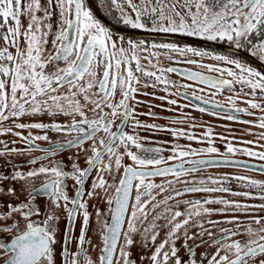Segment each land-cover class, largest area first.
Instances as JSON below:
<instances>
[{
    "label": "snow or ice",
    "instance_id": "6c2138e0",
    "mask_svg": "<svg viewBox=\"0 0 264 264\" xmlns=\"http://www.w3.org/2000/svg\"><path fill=\"white\" fill-rule=\"evenodd\" d=\"M108 20L143 33L126 36L114 30ZM177 35L211 43L195 47L180 42ZM0 42V134L12 132L26 145L17 148L15 141H0V155L6 157L0 164L5 169L0 170V264H57L58 256L59 264H144L145 259L150 264H264V259H256L264 256V216L211 218L215 213L264 212V179L238 173L191 175L212 166L246 167L264 173V163L233 159L235 154H244L264 161V144H260L264 132L239 145L231 142L234 137L220 134L227 141L221 154L211 138L212 128L196 135L191 130L198 126L195 118L183 112L192 107L215 116L227 114V119L264 129V100L256 99L264 97V71L244 58L246 53L264 62V0H0ZM221 43L228 49L217 51L214 45ZM161 56L175 60L176 65L165 66ZM179 64L198 65L206 71L180 68ZM173 72L195 83L178 84L165 75ZM197 84L232 94L225 102L216 99L215 92L205 98L202 93L207 89L201 88L198 94ZM149 85L167 95L144 91ZM188 87L193 89L191 93L186 91ZM138 93L167 101L168 111L180 114L164 116L149 111L147 115L169 123L141 121L137 116L145 113H138L136 106L145 102ZM173 96L199 102L182 104ZM241 99L246 107L237 104ZM250 109H259L258 119H244L257 115ZM185 121L188 128L175 126ZM5 122L9 126L5 127ZM143 128L169 133L172 139L143 144L145 138L139 135ZM15 129H26L27 135ZM245 131L251 133L252 129ZM41 139L48 143L35 142ZM182 139L200 146L182 144ZM33 151L40 155H26ZM165 151L170 155L165 157ZM12 156L26 158H9ZM125 156L131 163L124 162ZM166 160L176 163L167 164ZM25 164L31 167L24 168ZM106 172L111 180L105 179ZM41 176L43 182L33 186V180ZM157 176L165 179L157 183L153 179ZM68 180L73 181L71 188ZM113 186L115 190L108 195ZM97 189L107 196L108 207L92 205L96 222L92 231L97 237L93 243L88 235L93 216L89 200L103 199ZM154 189L168 194L157 200ZM197 192L208 195L168 205L174 197ZM41 194L45 197L43 207L36 199ZM144 196L148 199H142ZM150 202L152 210L161 204L165 207L144 224ZM181 203L186 206L183 211ZM201 215L207 219H197V232L189 233V221ZM181 216L183 219H178ZM161 219L164 224L157 223ZM221 221L225 227H219ZM252 222L260 226L254 228ZM162 227L168 230L156 244ZM213 227L221 233L211 241L218 247L211 254L206 248L197 259L196 248L207 243L201 237H212L209 229ZM181 228L183 240L178 247ZM121 233L123 243L119 242ZM137 233L141 247L155 245L150 255L134 256L132 237ZM241 233L247 236L243 242L231 239ZM189 240L194 242L189 244ZM89 246L97 252L95 259Z\"/></svg>",
    "mask_w": 264,
    "mask_h": 264
},
{
    "label": "flooded vegetation",
    "instance_id": "af4514ba",
    "mask_svg": "<svg viewBox=\"0 0 264 264\" xmlns=\"http://www.w3.org/2000/svg\"><path fill=\"white\" fill-rule=\"evenodd\" d=\"M137 1H139V0H137ZM133 15H134V13H133ZM107 22L111 24V26L113 27L114 30H116L118 32H122L126 36L134 35L136 33H143V30L134 29V28H131L130 26L125 27L122 24H116V23L112 22L111 20H108ZM159 37L160 38H165V37H163V34H159ZM175 38L177 40H179L180 42L189 43V44H192L195 47H203V46L194 43L193 40L194 41H200V42H203V43L204 42L209 43V44L211 43V42L205 41L203 38L191 37V36H186V35H177ZM187 40H189V41H187ZM218 45L219 46L216 47L217 51L227 50L228 47H229L227 44H223V43L218 44ZM244 58L248 62L252 63L253 66L257 67L259 70L264 71V62H260L257 58L252 57V56H250L249 54H246V53L244 54ZM160 59H161V62L165 66H167V65H176V63H177L175 60L166 59L164 56H161ZM206 62L207 63H218L217 61H213V60H207ZM142 64L147 66L148 62L146 60H143ZM178 66L180 68H188V69H191L193 71H206V69H202L198 65H194V64H179ZM208 74L219 75V73H216V72H210ZM165 75L170 80L176 81L178 84L179 83H183V84H186V85H191V84L195 83L191 79H189L187 77H184V76H181L180 74L175 73V72L166 73ZM201 88H206L207 89V91L202 93L205 96V98L211 97L213 95V93L215 92L216 93L215 98L220 100L221 102H225L227 97L232 94V93H229L227 90H221V91L217 92V90L212 89L209 86L202 85V84H197L196 91L198 92V94H200V89ZM239 88H240V85L236 84L235 85V89L238 90ZM144 91H146L148 93L156 92L158 96L167 95V93L163 92L160 88H153L151 85H149L147 88H145ZM174 91H175V89H174ZM186 91L188 93H191L193 91V89L191 87H188L186 89ZM247 91H249V89L245 88V92H247ZM137 95H139V98L142 101L145 102V103H142V104L136 106V110H137L138 113H145V114H141V115L137 116V119H139L141 121H144L146 123L155 122V123H159V124L169 123L167 120L157 119L156 117L147 115L146 113H148L149 111L162 113L164 116H175V115H179L180 114L179 112L168 111L167 101L156 99L154 96H151V95H140L139 93ZM173 98L180 99V102L182 104H191L193 102H196V101H193L192 99H190L188 97L178 98V97H174L173 96ZM256 99L264 100V97L257 96ZM197 102H199V101H197ZM237 104H239L241 106H245V107L247 106L243 99L237 100ZM158 105H165L166 107L162 108V107H158ZM171 107L173 109H175L177 106L176 105H172ZM250 111L256 112L257 115L244 116L245 120H256V119L259 118V109H250ZM183 112L187 113V114H190L192 117L195 118V123L198 126L193 128V129H191V130L196 135H202L207 130L208 127L212 128L213 136L211 138L213 139L215 146L221 149V154L225 150V146H226V142L227 141L224 140V139H221V135L220 134H223L224 137H230V136L234 137V139H232L231 142L234 145H239V144L242 143V141H245V140H256L257 139V133L264 132V129L259 128L258 126L241 123V122L236 121V120L227 119L226 118L227 114H225L224 116H215V115H212L211 113L202 112V111H200L198 109H195V108H192V107H185L183 109ZM89 114L91 115V113H89ZM175 126L188 128V123H187V121H185L183 123H178ZM248 128L252 129L251 133L245 131V129H248ZM33 130L35 132L38 131L36 129H33ZM126 130L127 131H131V128H128ZM21 131H23L25 133V135H27V131L28 130L21 129ZM54 135H55V133H54ZM101 135H102V133H101ZM139 135L141 137L145 138V139L141 140V143L146 144V145L147 144H156L157 141H160V140H171L172 139L169 133H163V132L155 133L152 130L147 129V128L141 129L139 131ZM7 137H8V139H7L8 141H15L16 142L15 143V147H17V148L26 147V145L21 141V138L19 136H15L13 134V135L7 136ZM61 138H63V137H61ZM35 142L37 144H40V145H46L48 143L47 141L42 140V139L41 140H37ZM180 142L182 144L192 143L194 147H199L200 146V144H198L197 142H195V141H191L190 142V141H187L186 139H182ZM89 143H90V141L85 142V145L88 146ZM260 144H264V139L260 140ZM163 146L166 147V148L170 147V145H163ZM245 146H247V147H257V148L259 147V145H245ZM8 147L11 148V147H13V145L12 144H8ZM67 151L68 150H65L63 155L66 156L67 155L66 154ZM71 151H75V150L73 149ZM121 151H123V149H121ZM32 154H34V156H39L40 155V153L36 152V151H33V152L30 153L31 156H32ZM163 155L165 157H167L168 155H170V152L165 151L163 153ZM211 155H217V154H211ZM49 159H51V157H49ZM105 159H107V157H105ZM233 159L242 160V161L252 160L255 163H264V161H259L256 158L248 157V156H246L244 154H235L233 156ZM124 162L125 163H131V160L127 156H125ZM41 163H44V162H41ZM166 163L167 164H174V163H176V161L175 160H166ZM28 167H31V165H27L26 166V168H28ZM0 169L1 170H5V169H2V168H0ZM211 171L212 172H217L218 174L238 173L240 175H246V176H250V177H253V178H257V179H264V173H260V172H257V171L254 172V171H250V170H247V169H240V168H234V167L230 168V167H226V166H221V168L220 167H210V168H204L203 167V168L199 169L196 173H192L191 175H195V176L207 175V174H210ZM93 175H95V172H93ZM167 178L170 179L171 177H167ZM111 179H112V177H111V174H110L109 180H111ZM117 179H118V177H117ZM153 179H155V181L158 183L161 179H165V177L157 176V177H155ZM181 179H184V177H181ZM42 182H43V177L42 176L38 177V178H35L33 180V184H34L33 186H38ZM90 182H91V178H89V183ZM68 185L71 188L72 183L70 182V180H68ZM179 185L180 184H176L175 187L176 188L181 187V185L180 186ZM232 186H236V181L235 180H233ZM87 187H88V185L86 184V188ZM114 190H115L114 186L112 188H109L108 195H111V193ZM153 191L156 192L157 189H154ZM169 191H171V188H169ZM224 194H226V193H224ZM134 195H135V189H133V196ZM206 195H208V194L207 193H202V192L188 193V194H185V196L174 197L173 200L168 201V205H173L176 200H183L186 197H202V196H206ZM213 195H223V193H214ZM164 196H165V193L163 195H161L160 197H158L157 200L161 199ZM21 198L23 199V197H21ZM144 198H147V196L142 197V199H144ZM36 199L41 204V207H43V201H44L45 197L41 194V195H38L36 197ZM103 199H104V203H102V201H98V204H99V206L102 209L108 207L107 196L103 195ZM92 201H94V200H90L89 201V206H90L89 207V211L91 210L93 204H97V203H94ZM256 201H259V199L257 198ZM179 205L183 206L184 204L181 203ZM164 207H165V205L161 204L156 209H163ZM153 211H155V210H153ZM92 218L93 217H91V219ZM64 224H65V219L62 218L60 220L61 228H63ZM125 227H126V224H125ZM90 229H91V227L89 228V231H90ZM121 240H122V234H121L120 242H121ZM58 248H59V246H58ZM118 249H117V251H118ZM114 263H115V261H114Z\"/></svg>",
    "mask_w": 264,
    "mask_h": 264
},
{
    "label": "rangeland",
    "instance_id": "374dc122",
    "mask_svg": "<svg viewBox=\"0 0 264 264\" xmlns=\"http://www.w3.org/2000/svg\"><path fill=\"white\" fill-rule=\"evenodd\" d=\"M134 2H137L138 3L139 1L134 0ZM124 7L129 12H131V10L128 9V5L126 3L124 4ZM0 43H2V42H0ZM4 126L7 127L9 125H8L7 122H5L4 123ZM15 131H21V129H15ZM33 132H35V131L33 130ZM49 134L52 135L53 137H55L57 135H60L58 133H55V135H54V133H49ZM11 135H13L12 132L5 133V134H0V141H8L7 140L8 139L7 136H11ZM0 147H3V145H0ZM85 147L87 148L86 145H85ZM26 155H30V154H26ZM32 156H34V154H32ZM9 158L16 159V160H23L26 157L25 156H12V157H9ZM5 159H6L5 156L0 155V164H2L5 161ZM26 166H27V164L23 165L24 168H26ZM83 166H85L84 165V157H83V155H81V167H83ZM210 174H218V173L211 171ZM104 175H105V179L106 180H109L110 173H105ZM70 182L73 183V181H71V180H70ZM232 187L235 188L236 186H232ZM252 190L254 191V189H252ZM97 191H101V190L100 189H97ZM155 193H157L156 199L158 197H160L161 195L164 194V193H160L159 192V189H157V191ZM166 194H168V193H165V195ZM101 195L102 196L104 195L102 191H101ZM229 195L230 194H228V193H226V194L223 193V196H229ZM231 198H236V199H241V200L245 199L244 197H231ZM144 199H148V197L147 198H144ZM90 200H94V201H92L94 203H98V201H102V203H104V199H100L98 197H94V198H92ZM255 202L259 203L260 201H255ZM208 206L219 207V205H208ZM147 207L149 208V215L147 217V220L144 221V224L150 223L152 221L153 217L156 216L157 213H159V212L162 211V209H155V211L151 210V202H150V204ZM179 208L183 211V210L186 209V206L185 205H183V206L182 205H179ZM90 211L93 212V216H92L93 218L91 219V229H90L88 235H91L92 238H93V243H96L97 237H96V235L93 234V231H92V228H94L96 226L94 209L91 208ZM220 215H236V216L260 215V216H264V212H262V211H256V212H249V213H239V212H237V213H223V214L215 213V214L212 215L211 218L215 220ZM178 219H183V216L179 217ZM197 219H207V217H205L203 215L198 216V217L197 216H194L193 219L191 221H189V225H188V231H189V233H195V232H197V227L194 226L195 221ZM157 223L158 224H164V220L163 219L158 220ZM233 223H235V222H233ZM261 224L264 225V221H261ZM79 226H80V218L78 217L77 220H76V231L77 232H78ZM225 226L226 225H224V223L221 221L219 227H225ZM252 226L255 228V227H259L260 225H257V224H255V222H252ZM140 227H141V230H142L143 229V225H141ZM205 227H208V226L205 225ZM167 230L168 229L167 228H164V227H162L160 229L159 235L157 236V239H156V244L160 243V241H162L164 239V235L167 232ZM209 230L212 231L214 233V235L212 237H208L207 235H205L204 237H201V239H204L205 241H207V243H205L203 245H199L196 248L195 255H196V258L197 259H200L201 253L204 252L206 248L208 249L209 254H211L212 252L215 251L216 247H218V245H212L211 244V241L214 240L218 235H221V233L218 231V228L217 227H213V228H211ZM183 231H184V229L181 228L180 229V233H181L180 239H178L176 241V244H177L178 247L180 246V244H181V242L183 240V235H182ZM132 238H133V241H134V243L132 245V250H133L134 256L138 257V255L140 253H144V252H147L148 255H150L151 252L154 250L155 245H153L151 248H143V247H141V237L139 236L138 233L137 234H134ZM231 239H240L243 242L244 240L247 239V236L244 235L243 233H241V234H239L237 236L231 237ZM123 240H124V237H123V234H122V240H121L120 243H123ZM193 242H194L193 240H189L188 241L189 244H192ZM166 247H167V245H166ZM118 251H119V249H118ZM89 253H90V255L92 256L93 259H95L97 257V252L96 251H93L90 246H89ZM180 253L181 254L184 253V249L183 248H180ZM256 259L257 260L264 259V256H257ZM57 264H59V256L57 257ZM144 264H150V261L148 259H145L144 260ZM205 264H207V261H205Z\"/></svg>",
    "mask_w": 264,
    "mask_h": 264
},
{
    "label": "water",
    "instance_id": "95a60500",
    "mask_svg": "<svg viewBox=\"0 0 264 264\" xmlns=\"http://www.w3.org/2000/svg\"><path fill=\"white\" fill-rule=\"evenodd\" d=\"M187 41H189V40H187ZM193 42L194 43H196V44H199V45H202V46H206V45H208L209 43H206V42H200V41H194L193 40ZM219 45H214V47L216 48V47H218ZM197 102V101H196ZM212 167H220L221 168V166H212ZM226 167H230V168H240V169H247V170H249L248 168H246V167H237V166H226ZM204 168H210V167H204ZM255 172V171H254ZM258 172V171H257ZM261 173V172H260ZM122 234V233H121ZM120 239H121V235H120V237H119V242H120Z\"/></svg>",
    "mask_w": 264,
    "mask_h": 264
}]
</instances>
